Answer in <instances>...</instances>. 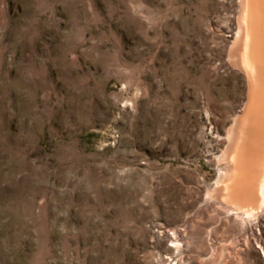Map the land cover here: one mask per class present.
Masks as SVG:
<instances>
[{"label":"rangeland","instance_id":"obj_1","mask_svg":"<svg viewBox=\"0 0 264 264\" xmlns=\"http://www.w3.org/2000/svg\"><path fill=\"white\" fill-rule=\"evenodd\" d=\"M236 20L237 0H0V264H264V220L207 198L246 93Z\"/></svg>","mask_w":264,"mask_h":264},{"label":"bare ground","instance_id":"obj_2","mask_svg":"<svg viewBox=\"0 0 264 264\" xmlns=\"http://www.w3.org/2000/svg\"><path fill=\"white\" fill-rule=\"evenodd\" d=\"M227 59L242 73L246 93L226 130L220 173L207 198L239 218L244 229L264 220V0H237Z\"/></svg>","mask_w":264,"mask_h":264}]
</instances>
